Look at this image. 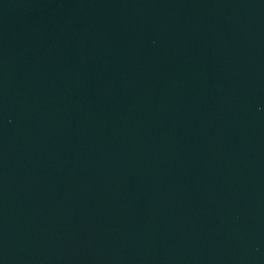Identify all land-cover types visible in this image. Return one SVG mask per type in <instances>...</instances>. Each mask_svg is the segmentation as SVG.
I'll use <instances>...</instances> for the list:
<instances>
[{
	"label": "water",
	"instance_id": "95a60500",
	"mask_svg": "<svg viewBox=\"0 0 264 264\" xmlns=\"http://www.w3.org/2000/svg\"><path fill=\"white\" fill-rule=\"evenodd\" d=\"M0 264H264V0H0Z\"/></svg>",
	"mask_w": 264,
	"mask_h": 264
}]
</instances>
